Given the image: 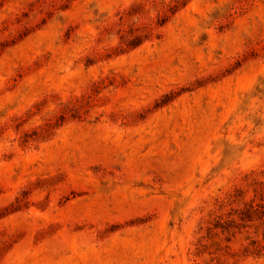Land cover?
Returning <instances> with one entry per match:
<instances>
[{"label":"rangeland","instance_id":"obj_1","mask_svg":"<svg viewBox=\"0 0 264 264\" xmlns=\"http://www.w3.org/2000/svg\"><path fill=\"white\" fill-rule=\"evenodd\" d=\"M0 264H264V0H0Z\"/></svg>","mask_w":264,"mask_h":264}]
</instances>
